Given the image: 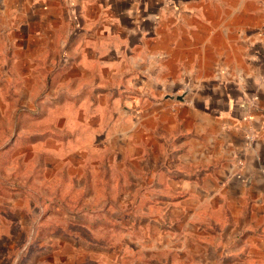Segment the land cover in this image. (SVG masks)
Instances as JSON below:
<instances>
[{
    "label": "crops",
    "instance_id": "crops-1",
    "mask_svg": "<svg viewBox=\"0 0 264 264\" xmlns=\"http://www.w3.org/2000/svg\"><path fill=\"white\" fill-rule=\"evenodd\" d=\"M52 166L158 264H264V0H0V182Z\"/></svg>",
    "mask_w": 264,
    "mask_h": 264
},
{
    "label": "rangeland",
    "instance_id": "rangeland-1",
    "mask_svg": "<svg viewBox=\"0 0 264 264\" xmlns=\"http://www.w3.org/2000/svg\"><path fill=\"white\" fill-rule=\"evenodd\" d=\"M55 172L47 171L46 183L33 168L17 170L14 185L0 182V264H158L151 226H136L146 214L123 212V198L102 196L106 182L93 196L94 181L84 188Z\"/></svg>",
    "mask_w": 264,
    "mask_h": 264
},
{
    "label": "water",
    "instance_id": "water-1",
    "mask_svg": "<svg viewBox=\"0 0 264 264\" xmlns=\"http://www.w3.org/2000/svg\"><path fill=\"white\" fill-rule=\"evenodd\" d=\"M178 101H182L183 100V96L177 98Z\"/></svg>",
    "mask_w": 264,
    "mask_h": 264
}]
</instances>
